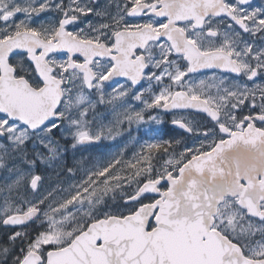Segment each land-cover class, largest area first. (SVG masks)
I'll list each match as a JSON object with an SVG mask.
<instances>
[{"label": "snow or ice", "instance_id": "1", "mask_svg": "<svg viewBox=\"0 0 264 264\" xmlns=\"http://www.w3.org/2000/svg\"><path fill=\"white\" fill-rule=\"evenodd\" d=\"M0 228V264H264V5L0 0Z\"/></svg>", "mask_w": 264, "mask_h": 264}, {"label": "flooded vegetation", "instance_id": "2", "mask_svg": "<svg viewBox=\"0 0 264 264\" xmlns=\"http://www.w3.org/2000/svg\"><path fill=\"white\" fill-rule=\"evenodd\" d=\"M253 3L256 6H261V5H264V0H253ZM215 74L217 76L225 75V73H223L222 71H217V72H215ZM211 75H213V70H203L202 72L197 74V76L200 78L209 77ZM229 75H231V74H229ZM121 84L126 85L125 78H117L115 81L106 82L105 87L108 86V88L116 89V88L120 87ZM130 102L131 103H138L136 101H130ZM98 111L101 112L100 108L98 109ZM164 122L165 123H163L161 130H160L159 138L171 139V138H180L181 137L182 130H180L179 128H174L170 123L169 117H164ZM118 138H122V137H118ZM0 231H3V229L0 228Z\"/></svg>", "mask_w": 264, "mask_h": 264}, {"label": "rangeland", "instance_id": "3", "mask_svg": "<svg viewBox=\"0 0 264 264\" xmlns=\"http://www.w3.org/2000/svg\"><path fill=\"white\" fill-rule=\"evenodd\" d=\"M118 88H119V87H118ZM118 88H116V89H118ZM112 91H113V89L108 88V86L105 87V93H106V95L111 94ZM132 104H133L134 106H136L137 108L140 107L139 102H138V103H132ZM99 108H100V110H101V112L98 111L100 117L104 118V122L107 123L108 120L111 119V116L109 115L110 112H111V106H109V105H102V106H99ZM99 108H98V109H99ZM164 123H165V122H164ZM162 125H163V124L158 125V126H156V127H158V128L161 130ZM159 134H160V132H159ZM158 138H159V137H158ZM145 139H147V138H145ZM126 143L128 144V148H127V151L125 152V156H126V157H127V156H130V155L132 154L133 150H134V146H133L131 143H129V142H128L125 138H123V137H122V138H117L115 141H113V140H107V141H104V144L107 146V147L105 148V152H106V153H113V152L117 151L118 148L122 147V146H123L124 144H126ZM136 150H138V146H136ZM77 155H79V154H77ZM70 159H71V158H70ZM53 179H55V177H53Z\"/></svg>", "mask_w": 264, "mask_h": 264}]
</instances>
